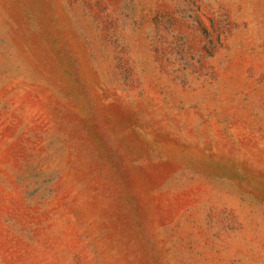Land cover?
<instances>
[{
  "label": "rangeland",
  "instance_id": "rangeland-1",
  "mask_svg": "<svg viewBox=\"0 0 264 264\" xmlns=\"http://www.w3.org/2000/svg\"><path fill=\"white\" fill-rule=\"evenodd\" d=\"M0 264H264V0H0Z\"/></svg>",
  "mask_w": 264,
  "mask_h": 264
}]
</instances>
